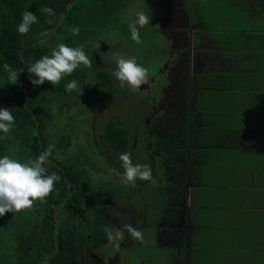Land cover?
Segmentation results:
<instances>
[{"label": "crops", "instance_id": "1", "mask_svg": "<svg viewBox=\"0 0 264 264\" xmlns=\"http://www.w3.org/2000/svg\"><path fill=\"white\" fill-rule=\"evenodd\" d=\"M216 6L224 11L222 28L194 23L192 9L181 17L198 33L199 46L193 50L195 88L184 95L191 105L193 148L180 155L182 206L172 213L186 216L193 251L200 255L193 264H207L210 254L215 258L209 264H264V0H217ZM192 35L185 33L186 44ZM187 57L192 66L193 57ZM164 191L163 200L169 198ZM167 209L162 202L158 215ZM218 210L224 218L216 223ZM222 230L224 239L217 242Z\"/></svg>", "mask_w": 264, "mask_h": 264}, {"label": "trees", "instance_id": "2", "mask_svg": "<svg viewBox=\"0 0 264 264\" xmlns=\"http://www.w3.org/2000/svg\"><path fill=\"white\" fill-rule=\"evenodd\" d=\"M124 4L125 0H0V108L10 109L15 117L12 130L5 139H0V158L7 155L27 163L54 144L49 162L44 167L47 174L60 176L46 201L34 204V214L29 221L23 222L26 224L24 228H28L15 234L13 264H80L76 255L81 253L82 259H85L89 248L96 251L99 238L106 233L108 222L95 210L100 198L91 187L89 174L87 176L81 169L89 157L78 147L62 161L54 158L56 150L68 139L67 130L70 131L73 126L71 116H68L67 123L56 126L55 120L60 116L53 111V104L59 107L56 104L60 103L58 95L64 94L68 76L55 86L47 82L36 86L30 82L34 77L29 75L28 68L42 56H50L61 43L69 47L83 44V51L92 60V65H81L71 75L80 73L81 95L78 92L76 97L89 102L84 87L90 74L112 84L106 67L97 63L99 55L93 52L92 41L112 28L122 30L125 25L120 23L119 13ZM44 6L53 9L55 15L42 13L40 9ZM25 11L34 13L38 23L33 24L26 35H21L17 27ZM46 20L52 22L47 23ZM156 27L153 30L160 35ZM73 28L79 29V35H72ZM5 63L18 72L22 71L16 84L8 83V74L3 68ZM161 125L165 126V121ZM162 132H159L158 138H171L170 135H162ZM127 133L126 127L110 120L104 123L100 135L111 148L123 152L127 145ZM56 135L57 142L52 144L51 138ZM164 146L169 155L173 154L171 150H176L174 140ZM10 149L11 154L8 153ZM92 167H95L94 164ZM157 192L163 193L159 187ZM83 213L89 216L87 220H84ZM93 257L88 264H103V256L93 253Z\"/></svg>", "mask_w": 264, "mask_h": 264}, {"label": "rangeland", "instance_id": "3", "mask_svg": "<svg viewBox=\"0 0 264 264\" xmlns=\"http://www.w3.org/2000/svg\"><path fill=\"white\" fill-rule=\"evenodd\" d=\"M125 1L126 4L120 9L121 11L119 13V21L122 26L125 25L121 28L122 30H119V28H113L105 33H100L93 42L94 49L96 48L98 52L103 53L104 57L102 58V62L107 69L112 85H110V87L107 85H99L100 80L93 74H90V77H88L89 84L84 87V90L87 91L89 102L84 101L80 97H76L78 91H73L71 93L66 91V85L72 80L77 81L79 86L81 81L80 73H76L66 78L64 94L58 95V101L60 103L56 102L59 107L57 108V106L53 104V111L55 110L60 116L59 121L55 120L56 126L62 125L66 120V116L68 117L70 115L71 117L77 118L76 121L70 118L71 125H73L69 138L70 144H68L70 149L64 147L63 151L58 152L55 157L61 159L63 155H68L71 151L77 150L78 143L82 144V146L86 148L90 163L85 162L84 165H81V169L87 174V176L88 173L92 175L91 177H94V179L107 182L111 179L112 184L108 186L116 189L112 190L108 188L107 193H103V199L106 200V204L110 203L112 205V203H114V207L113 209L111 208L112 211H110V221L112 223L119 222V228H122L125 224H131L134 228L141 231L143 235L142 240H132L131 245L128 247L125 245V247L121 246V248L116 250L115 246H111V252H108V249L104 248V251L102 252L104 259L102 263L168 264L171 254L173 253L171 247L165 242H163V245H160L162 248H158L159 246L156 244L155 246L149 245L148 239L146 238L148 233H150L158 238L157 241H161L164 238H159L160 233L162 230H166L163 229L166 228L164 221L161 219L158 220L159 217H157L163 202L162 194L157 192L160 177L158 173V166H160V163H158L160 161L159 157L154 156L151 160L150 156L147 154L148 151L143 146L142 148L135 147L131 155L133 164L146 166L151 172L152 179L147 181L136 180L135 186L126 185L120 178L122 172L113 166L108 168V164L111 165L112 162L121 166L119 156L122 153H127V151H114L113 148H110L106 144V140L100 136L101 122L106 119L115 118L120 124L125 126L129 125L132 128L131 130H133L134 125L138 124V122L140 124L143 115L145 114L142 108L143 104L140 103L138 98L135 100L133 96H137L141 100L142 98L146 99L147 96L144 91L146 89L140 88L133 90L130 88H121L117 79L112 75L116 66V61L121 58L128 59L134 57L139 65L147 69L150 81H152V76L155 77V81H162L166 73L164 69L163 71L157 70L161 63L164 62L165 57L162 56V51H155V48L158 47V43H161V40L163 42H166L167 40L158 36L155 30H153L156 25L159 29H163L164 32L170 28V25H165L164 27L159 26V23L166 18L160 17L164 8H160L157 0ZM216 4L217 0H183L182 8L187 12V15H190L192 9V14L195 17H193L194 19H192L191 16L189 18L193 20L194 23L200 21L206 26L216 29L224 26L223 8L216 6ZM166 11L167 14H169V18L171 17L172 19V25H175L174 28L184 26V21L181 19L182 16L177 5H173V8L168 6ZM141 12L150 15V23L143 28H139L137 25L139 28L140 43H136L131 38L129 24L134 22L137 19V14ZM191 30L192 29L186 31L184 29L186 32L180 34V40L182 41L183 46H185L186 42L185 33L186 35L193 34L191 37H196L198 34L194 35ZM200 35H202L201 32ZM197 45L199 46V44ZM155 81L149 83V89L151 88V90H153L155 85L158 87L159 84ZM113 85H115V87ZM206 86H209V84H206ZM211 88L213 87H210V89ZM204 102V97L200 96L198 103L203 105ZM185 107L186 106H184V108ZM208 114L209 111L205 113V115ZM220 116L218 119H220ZM75 124L78 126L73 129ZM139 124L136 130L142 132V128ZM202 129V127L199 128L200 131H203ZM131 130L129 135H132ZM57 138L56 135L51 141L54 142ZM128 139L130 140V138ZM152 147L153 149H156L154 145H152ZM11 152L12 150L10 149L8 153L11 154ZM152 161L155 164H152ZM92 164L95 166L93 169L94 172L90 170L89 167L92 166ZM96 166H98V168ZM99 168H102L103 170L108 168L109 173L103 172L102 170L96 172ZM140 181L143 184L140 183ZM207 186L208 183H205V187ZM133 187H135V189ZM200 198L203 200L205 199V196L202 195ZM129 201L130 205L128 208ZM164 204L168 207H176V204L179 205L178 201L175 202V200H169V202L165 201ZM154 209H156L157 212H155ZM237 213H239V211H237ZM240 213H243V210ZM32 214H34L33 207L30 210L18 213L9 212L3 217H0V264H13L16 253L14 236L16 233H22L24 225H26L23 222H25V220L29 221ZM221 216L222 213L218 210L215 215L216 223L224 218V216ZM122 222L123 224H121ZM26 228H28V226ZM171 228L173 229V227ZM203 235L205 236L206 232L201 234V236ZM125 236L127 238V234H125ZM215 238L217 242L220 238L224 239V230L217 233ZM128 239L129 238H127V240L125 239L124 243H126ZM108 241L109 240L106 241V238H103L100 242L105 245ZM108 246L109 245H107V247ZM118 250H120V252H118ZM93 253H96V251L89 248V251H87V257L89 260H93ZM199 256H197V254H192L191 252L189 253L188 251L183 255V260H185L186 264L187 262L188 264H193L196 260H199ZM202 256L203 255H201V257ZM214 258V254H210L208 257L206 256V263L209 264L210 261H208V259L211 260ZM81 261L82 259L79 257V263H81Z\"/></svg>", "mask_w": 264, "mask_h": 264}, {"label": "flooded vegetation", "instance_id": "4", "mask_svg": "<svg viewBox=\"0 0 264 264\" xmlns=\"http://www.w3.org/2000/svg\"><path fill=\"white\" fill-rule=\"evenodd\" d=\"M157 1L159 2L160 8L161 7L164 8L160 17H164V18L166 17L167 19L166 18L164 19L166 21L164 23L166 25H170V28L166 30L165 32L162 31L161 28L159 29L155 26L160 31V35L158 36L167 40L166 42L165 41L163 42L160 39L161 43H158V47L155 48V51H158V52L159 50L162 51V56L165 57L164 62L161 63L160 67H158L157 70L163 71L164 69L166 73L162 81H158V80L155 81L154 76H152V81H150L149 76H148L149 82L141 86V88L146 89L144 90L147 96L146 99L142 98L141 100L139 99V97L133 96L135 100L138 98L140 103L143 104L142 108L145 114L143 115V119L141 120L140 124L138 122L139 126L142 128L141 129L142 132L136 130L138 124H135L134 129L131 130L132 129L131 126L122 125L119 123V121H116L115 118H109L101 122L100 129L102 130V126L104 125V123H106L107 121L113 120L114 123L121 125L123 127H126L128 129V133L126 136L127 145L124 151H127V153L131 152L130 154L132 155V151L135 149V147L142 148L143 146L148 151L147 154L150 156L151 160L153 159L154 156L159 157L160 159V161L158 162L160 163V166H158V169H159L158 173L160 175L159 188L162 189L163 188L162 185H164L165 191L163 189L162 190L169 194V198L168 199L164 198L163 202L165 201L169 202V200H175V202L178 201L179 203L178 206H182L181 199L183 196H182L181 189L184 188V184H183V181L181 183V178H182L181 163L183 161L180 155H183V151L186 152L188 151V149L192 150L193 148L192 133H191L193 129L192 128L193 122L191 121V118H190L191 117V105L188 103L187 98L185 99L184 95H187V91L189 89L195 88V83L192 85L191 76L193 72L195 71V65L197 62L196 59L194 58L195 56L193 55L194 53L193 50L194 48L196 49L197 42H196V37H190V39H188V43L186 44L185 42V46H183L182 41L180 40V34L182 32L188 31L189 29H193L194 27L193 26L191 27V24H189L191 22H188L187 20L186 21L187 23L186 22L183 23V25L186 26L185 28L186 31H184V29L181 28L180 26L177 28H174L175 25H172L173 23L172 19L171 17L169 18V14H167V11H166L167 7L171 6L173 8V5L178 6L180 13H184V14L187 13L182 8L183 0H157ZM191 32L194 34L196 33V31L194 32L192 30ZM94 40L92 41V49H93V52L99 55L97 58L98 59L97 63H99L102 67H105L102 62L103 60L102 58L104 57L103 53L98 52L96 48L94 49V46H93ZM189 40H190V43H189ZM189 50L191 52H189ZM189 53L193 57L192 66L189 62V58L187 57V54ZM154 81L157 82L159 85L158 87H156L155 85L154 89L151 90V88L149 89L148 86L150 82H154ZM88 84H89V80H88ZM99 85H102V86L107 85L108 87H110V85L112 84H108L103 81H100ZM113 86L115 87V85ZM184 106L186 107L184 108ZM71 118L74 121L77 120L76 117H71ZM68 119L69 118L66 116V120L64 123H67ZM164 121H165V126L161 125V123H163ZM130 130H131L132 135H129ZM67 131L69 135L68 139L63 144V146L59 148V150H56L54 158H56L55 156L57 155L58 152L63 151L64 147H68L70 149V146H68V144H70L69 138L71 135V130L70 131L67 130ZM160 131H163L162 135L167 134V135H170L171 138L167 139L164 137L162 138L164 140L163 142V140L158 138L160 137L159 135ZM101 138L103 137L101 136ZM128 138H130V140ZM57 139L56 141L52 142V144L56 143ZM173 140H174V147H176V150H171V153L173 154L169 155L167 154L168 150L164 145L168 141L173 142ZM78 144H79L78 147L83 149V151L87 155L86 148L82 146V144L80 143ZM152 145H154L156 149H153ZM75 151L76 150H73L71 151L70 154L65 155V156L63 155L61 159H59L58 157L56 159L58 161H62L63 158L70 157ZM114 151H117V150L114 149ZM87 162L89 163V161ZM79 163H82V162H79ZM152 164H155V163L152 161ZM108 165H109L108 168H110V166H113L119 171H121L122 173L124 171V169L121 166H119V164L116 165L111 162V165L110 164ZM89 167H90V170L94 172L93 169L95 167H92V166H89ZM96 167L98 168V166ZM108 168H105V170H103L102 168H99L96 170V172H98L99 170H102L103 172H108ZM91 176L92 175L89 174V177L92 181V185L94 186V187L93 186L91 187L94 189L95 193H97L98 198H100V200L96 204L95 210L99 215L103 217V220L108 222L107 229H111L113 232V235H115V231L117 228H119L118 226H120V224H118L119 222L112 223L110 221V211H112L114 207V203H112V205L110 203H108L109 205L106 204V200L103 199V193L104 194L107 193L108 188L112 190H116V189L114 187L113 188L109 187L112 184L111 179L110 181L107 182V181L94 179V177H91ZM140 183L142 182L140 181ZM133 188L135 189V187ZM94 191H91V193H93ZM172 191L176 193H173L174 194L173 198H170V193ZM129 205H130V201L128 204V208H129ZM174 209L175 207L169 206L168 209L164 211L162 215L160 216L157 215V217H159L158 220L161 219L162 221H164V224L166 226V228H163L166 230H162L159 236V238L161 239L164 238V239L161 241L159 240L157 241L158 238H156L154 234L152 235L150 233H148L146 238L148 239L149 245L151 244L155 246L156 244L159 246L158 248H162L160 247V245H163V242H165L166 244H168L169 247H171V249L173 250V253L171 254L172 257L168 264H186L185 260H183V255L188 251L189 253L191 252L192 254H195V253L192 248L191 235L189 231L187 230V227L184 223L186 216L184 214L182 215L181 212H177L178 214L172 213ZM83 215L85 216L84 220H87L89 218V216L86 215L85 213H83ZM121 224H123V222ZM171 227H173V229ZM106 235L107 233H104L99 238L98 240L99 246L97 247L96 254H100L101 256H103L102 252L104 251V248L108 249V252H111V246H115L117 250L118 248H121V246L125 247V245H127L128 247L129 245H131L132 239L130 240L128 239V241L124 243L125 239L127 240V238H125L123 241L119 240L118 238L109 240L107 244L103 245L101 244L100 241L103 238H106ZM107 245L109 246L107 247ZM117 245H119L118 248H117ZM118 252H120V250H118ZM76 256L82 259L81 253H78ZM86 257L87 256H85V259H82L80 264L89 263V259L87 260Z\"/></svg>", "mask_w": 264, "mask_h": 264}, {"label": "clouds", "instance_id": "5", "mask_svg": "<svg viewBox=\"0 0 264 264\" xmlns=\"http://www.w3.org/2000/svg\"><path fill=\"white\" fill-rule=\"evenodd\" d=\"M40 11L46 16L55 15L53 9L44 6ZM51 23V20H46ZM38 23V17L30 12L22 13V19L17 27L21 35H26L31 26ZM150 23V15L143 12L137 14V19L129 24L131 38L136 43H140L139 28H143ZM139 26V28L137 27ZM72 35H79V29L73 28ZM83 44L78 47H69L63 43L53 49L51 55L42 56L28 68V73L34 79H31L33 85L39 86L45 82L52 86L58 85L66 76H70L81 65L91 67L92 60L83 51ZM7 72L8 83L16 84L22 71L14 70L9 64L3 65ZM112 75L117 79L121 88H130L133 90L141 88L148 83V71L139 65L135 58H121L116 61V66ZM66 91L71 93L78 91L81 95V87L77 81L72 80L66 85ZM15 117L8 108H0V139H5L14 126ZM54 145L41 152L35 159L27 163H21L16 159L5 155L0 158V217L6 213H18L30 210L34 204L39 201L44 203L47 197L54 190L55 183L60 180L56 173L47 174L44 167L49 162V157L53 151ZM121 167L124 169L121 174V180L126 185L135 186L136 180L147 181L152 179L151 172L144 165L133 164L130 153H122L119 156ZM107 240L118 238L123 241L126 237L132 240H142L141 231L134 228L131 224H125L122 228H117L115 235L111 229L105 230ZM119 245H117V248Z\"/></svg>", "mask_w": 264, "mask_h": 264}, {"label": "water", "instance_id": "6", "mask_svg": "<svg viewBox=\"0 0 264 264\" xmlns=\"http://www.w3.org/2000/svg\"><path fill=\"white\" fill-rule=\"evenodd\" d=\"M167 21H168V20H167ZM164 22H166V21L164 20V21L160 22V23H159V26H160V27H164V26L166 25ZM169 27H170V26H169ZM162 31H163V29H162ZM44 263H45V260H44Z\"/></svg>", "mask_w": 264, "mask_h": 264}]
</instances>
